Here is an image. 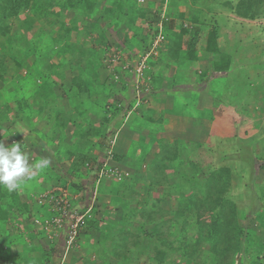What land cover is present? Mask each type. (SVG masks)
Segmentation results:
<instances>
[{
	"label": "rangeland",
	"instance_id": "374dc122",
	"mask_svg": "<svg viewBox=\"0 0 264 264\" xmlns=\"http://www.w3.org/2000/svg\"><path fill=\"white\" fill-rule=\"evenodd\" d=\"M88 1H90L89 5ZM104 1L105 0H101L100 3L103 4ZM119 1L120 0H106L109 6L103 9L98 3V0H83V3L81 2V0H34L33 5L29 9L22 11L18 17L7 19V22L11 24V32L7 36L0 37V51H5L7 53L9 57H7V60L9 61V64H12L13 68L12 72H9L7 75V81H5L4 83L0 82V130H2L5 135L9 136V138L4 139L2 136V132H0L1 139L4 140L5 145H8L10 141H13L12 139H14L15 136H17V138L21 136L20 138L22 140L23 136L27 134L31 138L36 139L34 135L32 136L31 134H28L31 132V130L27 131L26 129H30L31 127L35 126L36 123L38 126L40 125L43 127L44 125H46V122L49 121L50 125L48 127V130H50V133H53L54 136L51 138V140L45 141L47 142V146H49L51 150L50 152L56 153L59 157L63 155L69 157L67 149L64 148L55 150L51 147L55 145V142L58 143L57 138L61 134L59 133V131H66L65 129L68 126L65 115L60 116L61 113L59 112V108H56L55 112L57 113L54 114L51 121L49 118H38L39 120H35L32 119L29 114H27L28 119L24 121L21 119V110H19L16 98L23 96L28 97L30 91L34 90V87L37 86L39 88L40 84L48 83L51 78L49 77L50 75L47 74L53 73V79L55 81H58V83L60 82V72H56L55 69L57 66L55 58L60 51V49L57 47L59 45H66L65 48L68 50V52L72 50L71 45H68V43L66 42H69V40H71V36H73L74 34L71 33L69 34L70 36L68 35L66 38L65 36H61L64 40H62L60 44V38L58 40L56 38H58L57 36H60L59 34H61L62 32H69L70 21H72L75 26L80 27V29L88 26L91 21L102 22L103 20H106V17L111 15V11H117L116 7ZM132 1L135 4L136 2L138 4L140 3L138 7H135V9L143 10L142 12L139 11L141 13H135V15L141 16L142 18L141 21L139 20V25L142 27H149L150 30H152V22L149 19H151L154 14H149L145 11L148 8L149 2H152L153 6H155V3H157L156 6H159L161 0ZM236 1L237 0H205V3L203 5L205 15L204 18H201V20H203L201 22H205V24L202 25V28L204 26L203 30H206L207 32L211 31L214 28V31H216L217 35L216 38L219 48V44L221 43V41L219 43L220 38H222V43L225 44L227 35L231 36V33L233 31L237 32L238 27H240L241 25V22H246V25H250L251 31L255 33H258L256 31L260 30V28H264V16L263 18L253 20L252 22H250V20L248 21L247 19L237 16L234 9L231 6L227 5V3H236ZM131 4V2H128L126 0V6H123L125 8L123 10V13L124 11H126V15L129 13L127 7ZM111 7H113V10ZM76 8L83 9L76 10ZM72 9L77 11L78 17H76V19H74V17L72 18L71 15L69 16V13ZM51 10L52 12H50ZM55 14H58L57 16L60 17L59 22L53 24V20L51 21L52 25L47 24L48 17ZM113 16H115L116 18H120L122 21V12L117 11ZM81 17H83L84 19L81 20ZM180 22L182 24L184 20L181 19ZM186 22L191 26L190 29L192 30L189 34L188 42H192L193 40L198 41L197 38L200 36V31L196 32V25L191 23L189 19ZM235 22L237 25L234 24ZM113 24L114 26L111 28V34L107 39V44H105V47L103 44L100 46L104 48V53H102L101 58H99V54H97L96 56H87L86 58H84L85 56H83V58H81V56H79V58L76 56H71L70 68L73 72H79L83 70L89 71V67H94L95 69L99 67V70L96 69V72H106V76L109 81L112 79L113 74V80H115L114 85H117L120 83L121 75L124 76L123 72H128V70L134 69V67L132 68V65H134V63L136 64L139 59H135L137 62H132L131 60H129V64L127 62H122L124 58L122 54V23L120 22L119 25V27L121 28H118L115 22ZM101 25H97L93 30H89L88 33H94L96 36ZM192 25L194 26L192 27ZM164 31L168 33L169 30L165 29ZM239 32L241 33V31ZM88 33L81 32L79 37L86 36ZM132 33L133 32H131L130 34L127 33L128 38L132 35ZM255 33L249 34V36L254 40H250V37H247V34H236L233 38L236 41L241 42V44H239V49L237 47L238 42L236 43V47L239 52L238 59L236 56L234 60V58L232 59L231 56V63L237 62V66H231V69H228L231 72L223 73V77L226 76L228 79L227 81L232 82L231 88L229 89L228 84L227 86L225 85L226 93L228 89L230 95H227L225 93H223L222 95L221 93L217 95L218 97L221 96L222 100L215 102V115L213 113V116L210 118L200 117L193 119L191 117L192 115L190 114V116H184L185 125L181 129H199L200 132L196 130L197 135H194V133L191 132L190 137L187 138L186 141L191 140V147L194 149H192L191 151L185 150L181 153L180 156L182 157L184 164L188 166V160L193 159L197 160V164L199 165V167L203 166V164L205 163H213L218 164L219 166L223 165L232 167L234 186L230 192L231 196L236 201L239 207L244 235L250 234L260 235L261 237H264V191L259 187V185H261L260 183L264 182V42H261L260 38L258 39L257 36H254ZM141 38L145 39L149 44L148 38H145L143 34ZM118 43L119 45H117ZM198 44L197 46L199 50L200 48H204V45L200 43ZM234 44L235 42L232 45ZM87 45L92 47L93 44ZM95 48H98V45H96ZM106 48L110 49H108L107 51ZM83 49L86 50V45ZM204 49L207 50V47ZM221 51L227 53L225 48H222ZM209 52L214 53L213 51ZM248 53L252 55L254 62L251 59H248L247 61L245 60L246 65L244 66L242 65V59H244L248 55ZM60 54L65 55V52H61ZM235 55L236 54H234V56ZM139 56H142V54H140ZM152 58L153 57H151L150 59ZM13 59L19 60L20 62L24 63V68H15V61ZM58 66H60L59 63ZM125 66H128L132 69H128V67ZM60 68L65 70V67L60 66ZM115 68H119L121 74L112 73L115 72L113 71ZM195 70L196 73L201 77H204V75H209L205 72H197V70L203 71L204 68L202 67H196ZM69 72L71 78V71ZM63 73L64 75H67L66 72ZM216 73L218 72L212 73L213 76H215ZM131 75L133 74L131 73ZM170 76L172 75L170 74ZM209 77L211 78V75H209ZM128 79L132 82L134 81V84H137V82H139V80L137 81L135 75L134 77L129 76ZM63 82L64 81H61L62 84ZM200 83L204 84V81H200ZM29 85H31V89H29ZM204 85V93L210 92V87L208 88V85ZM91 86L94 90H99L97 84L94 83ZM201 87L202 86L195 89V91L198 92L197 94H194V92L193 96H201ZM191 89L193 88L182 86L178 87V90H182L179 92L182 98H189L190 94L185 91H189ZM77 92L79 91L77 90ZM222 92L224 91L222 90ZM136 95L137 99L142 102L143 93H138L137 90ZM116 96L121 97L119 94H116ZM193 96L191 97V99L193 98ZM40 97L44 100H48V98H46L44 94ZM41 98H39V102L42 101ZM49 98V101L54 100L53 94ZM92 100L93 102L97 103L96 97H93ZM12 112L13 117L11 116ZM45 112L47 111L45 110ZM50 112H52V109L45 114H48ZM192 112L193 111H190V113ZM45 114H43L42 116L45 117ZM194 115L196 116L195 111ZM42 116H40V118ZM18 119L19 122H16ZM122 119H124L123 115ZM9 121H11V123ZM14 122H16V124L12 126ZM23 124L25 127L19 128ZM175 124V122H172V127L175 126ZM210 124L212 125L210 126ZM178 128L174 127V132L175 130H178ZM70 129L72 130L71 127L68 128V130ZM184 132H186V130ZM195 138H197V140H195ZM177 139L183 142L185 141L182 137H179ZM174 140H176V135L174 137ZM20 142L21 141H19L18 143ZM27 142H30V145H32V142L33 145L36 144V141H31L30 139H28ZM137 142L138 145L143 146L142 141L139 140ZM173 144L174 141L171 146H173ZM25 145L26 147L28 146L26 142ZM37 148L34 147V153H39L37 151ZM145 152L146 151L143 149L144 157H146ZM30 160H32V156L30 157ZM188 166H184L186 171H188V169L190 168V166ZM142 168L144 169L142 171H145L144 165L142 166ZM125 170L127 171V169ZM140 173L143 174V172ZM144 174L146 175L145 178L143 177V175L138 176V179L135 183L131 182L129 184L127 182H130L131 180V175H128L125 176L126 178H124L122 181H112L108 185L104 186L102 188L103 190H100V193L108 195L112 200V205H109L108 209L105 210L115 212L118 215L122 214L123 216H126L133 211L140 212L142 209L139 206L137 207V204H139L138 200L147 199L141 197L146 196L148 193L145 191V189H147L149 186H152L148 181L149 178H147V171ZM189 178L190 180L195 179L192 175H190ZM196 181L199 183L201 182L200 180ZM26 182L32 183V180ZM47 182V180L43 179L41 181L36 180L34 185L31 188L30 186H28V188H33V191L35 193L37 191V188H39L40 186H46ZM178 182H180V179L173 180L172 182L169 181V183L167 182L168 184L163 183L160 185L158 184L157 186H152L153 189L151 188L150 195H153L154 198L161 197L162 199V195L164 194V192H166L168 194V197L163 198L159 202V205L167 208V210H174L178 206V198L174 196L171 197V195H178L182 198L190 197L186 195V192L180 191L181 187H179ZM28 188L26 185L24 186V190H28ZM187 192L188 194H191L189 191ZM257 209L261 213H255ZM93 211L94 209L92 208L91 213ZM159 212H162V210H159ZM159 212L158 216H160ZM93 214L94 216L97 215L96 210L95 213L93 212ZM128 216V220L132 221V219L130 220ZM169 217L171 224H176L177 228L182 225V223H179L180 221L173 215H170ZM163 219L166 218H161L160 222L163 221ZM202 219L207 223L210 222L208 214H204L202 216ZM157 222L159 224V221ZM121 226L122 223L119 222L117 223V226H113L112 223L108 219H106L102 222V234L98 232L94 234L95 236L93 240L90 237L91 239L87 243L82 241L84 243L83 246H80L77 249L70 250L66 249L65 236L63 232L59 231V234H57L56 236L51 233V231H49L48 237L46 239H48V242H54L55 246L51 251H48L45 254L43 259L46 262L43 264H82V262L86 259L88 261H92V259L94 258L98 261V264H125L122 259L110 258L114 256L113 250L115 246V236L117 234L118 228H120ZM139 226L140 222H134L130 228H138L137 231H139ZM6 228V221L0 220V264H31L30 257L25 254L18 245L14 244L15 241L11 236V233L7 231L4 232ZM107 236L108 238H104ZM111 237L112 239L108 241V239ZM151 242L145 241L142 245L143 247L141 246L139 248H134L133 251H130V254L128 253L130 256L129 263L180 264V262L177 263V261H172L170 257L166 258L161 263H157L155 260H151L149 258V254H151L154 246L156 245L154 242H152L151 244ZM96 244L98 246H96ZM250 245V241H244V246L242 247L243 249L237 259V262L239 261L243 263L247 261L246 259L249 260V258L253 256L249 248ZM110 254L112 256H110ZM262 264H264V261L262 262Z\"/></svg>",
	"mask_w": 264,
	"mask_h": 264
},
{
	"label": "crops",
	"instance_id": "0c3cea01",
	"mask_svg": "<svg viewBox=\"0 0 264 264\" xmlns=\"http://www.w3.org/2000/svg\"><path fill=\"white\" fill-rule=\"evenodd\" d=\"M81 2L83 3V0ZM100 2L101 0H98V3L103 9L109 6L106 0L103 2V4ZM204 3L205 0H161L159 6H156L157 3L154 4L155 6L148 5V8L145 12L157 15L161 20L163 19L165 21L169 18H176V28L172 30L168 29L169 31L166 33V31H164L165 28L163 27L162 22H159L158 24V28L163 31L166 38L162 42L161 48L156 53V56H152V62L149 63L148 71L150 74L149 72H147V74L149 78L151 75L149 81L150 84L148 85V88L145 87L139 91L140 93H143L142 102L137 99L136 83L134 84V81L132 82L128 79L129 76L134 77L133 70L123 72L124 76L121 75L120 83L114 85L113 82V89H111L110 87L112 85H110V82H112V80H108L106 72H96V69L99 70V67L96 69L94 67H89V71L83 70L79 72H73L70 68L71 56H76L78 58L79 56H81V58L85 56L84 58H86L87 56H96L99 54V58H101L102 53H104V48L100 46L103 44L105 47V44H107V39L111 34V28L114 26V22L118 28H121L119 25L120 22L122 23L123 59L126 61L131 60L132 62H137L135 59L143 53V46L146 42L145 39L141 38L142 34L145 36V38H148V33L151 31V33H153L152 39L156 35L154 30H149V27H142L139 25V20L141 21L142 18L141 16L135 15V13H141L143 11L142 9H135L132 8V5H129L127 7L129 13L126 15V11L123 13V10L125 9L124 7L126 6V0H120L116 9L117 11L122 12V21L120 18L113 16L117 12L114 10L111 11L110 16L106 17V20H103L102 22L91 21V23L83 29L75 26L74 23L70 21L69 32H62L59 34L60 36H57V40L60 38V44L61 41L64 40L61 36H65L66 38L69 34H74L71 36V40L66 42L68 45H71L72 50L68 52V50L65 48L66 45H59L57 47L60 49V51L55 58L57 64V66L55 65V69L56 72H60V74H62L60 82L58 83V81H56V84L51 85L40 84L39 88L32 85L34 90L30 91L27 101H25L24 104L29 108V116L32 119H42L44 117L40 118V116L45 114L43 111L45 101L39 102L38 96L45 91L50 92L51 95L53 94L54 100H47L49 107L52 109L54 108V110L59 108V112L62 115H65L68 126L65 129L66 131H59L61 134L57 138L58 143L55 142L54 147H51L55 150L64 148L68 150L69 148L71 152H77V154L81 153L83 155L80 154L78 158L79 160H82L83 162L90 161L89 163L97 161L96 163L98 164V169L97 171H92V168H86L82 165L77 167L72 166L73 161H71L70 158L68 159L62 156L56 157V153L50 152L51 150L45 141L48 140V136L51 135V131L48 130L50 125L49 122H46V125L43 127L40 125L38 126L36 123L35 126L31 127L32 129H26L27 131L31 130V132L28 134H31L32 136L34 135L37 140L26 134L23 136L22 140L20 138L21 136L18 138L15 136L14 139H12L13 141L8 143L9 145L15 141H21L20 143H23L25 146L23 147V150L29 154V157L32 156L30 163L42 157L48 158L51 162L48 169L39 173L35 179L32 180V183L24 182L21 184V187L16 190L17 196L12 206L9 203L3 206V208H5L4 218L7 223V228L4 232L7 231L11 233V236L15 241L14 244L18 245L20 249L30 257L31 264L45 263L46 261L43 259L45 254L48 251H51L55 246L54 242H48V239H46L48 235L44 228L45 224H43V222L45 218L51 215V212L49 211V206L44 207L39 204V198L42 194L49 190L61 188L60 186H63V178H67L66 182L69 181L70 183L71 181H74L80 185V189L73 186L72 183H68L69 185H67V191L73 202L84 207L92 205L93 209L95 208L96 204L101 211L104 209V207H107L108 209L109 205H112V200L108 195L100 193V190H103L102 188L104 186L115 180L109 177H104L103 175H99V168L104 163L118 167L120 166L123 170H129L132 173H130V182L127 181L129 184L131 182L135 183L138 179V176L143 175L145 178L144 173L147 171L148 159L144 160L143 158L152 159L158 154H162L164 145H171L173 141H175V135L176 139L182 137L186 141V139L190 137L191 132H193L194 135H197V131L200 132L199 129H181L185 125V115H192V119L200 117L210 118L213 116V113L215 115V102L222 100L221 96L218 97L217 95L220 93L221 95L223 93L230 95L228 89L231 88L232 82L227 81L228 79L226 76L223 77V73L231 72L228 69H231V66H237V62L230 63L226 70L221 68L220 70H217L216 63L220 61L221 55L218 52L213 51L214 53H212L204 49L206 48V39L199 41L200 44L204 45V48H200L199 50L196 46L195 55H197V57H195L196 59L193 60L190 57L191 53L188 49V46L192 43L191 41L188 42L189 35H184L183 38L178 36L181 27V19L184 20V22H182L184 26H187L188 23L186 21L189 19L191 23L196 25V29H201L199 32L200 36L201 33L204 37L206 36L207 31L203 30L204 26L202 28V25L205 24V22H201L203 21L201 18H204L205 15L203 6ZM89 4L90 1H88V5ZM111 8L113 10V7ZM78 9L82 10L83 8H76V10ZM76 10L72 9L69 13V16L71 15L72 18L74 17V19H76V17H78ZM50 12H52V10ZM181 12H183L182 15H180ZM57 15L58 14L49 16L47 19V24H51V21L53 20V24L58 23L60 17ZM83 19L84 18L81 17V20ZM245 23L246 22H241L237 32L233 31L231 36L227 35L225 44L222 43V38L219 37V43L221 41L219 44V49L221 50L222 48H225L226 52L230 54L234 60L236 56L238 59V49L240 47L239 44H241V42L233 39L235 35L247 34V37H250L249 34L255 33L251 31L250 25H246ZM234 24H236V22ZM97 25H101V27L99 28L98 34H96V36L94 33H88L89 30H93ZM194 25H192V27ZM146 28H148L149 31L146 30ZM263 29V27L260 28V30L256 31L258 33L254 34V36L258 37V39H261V42H264ZM239 31H241V33ZM81 32L88 34L86 36L79 37ZM131 32L133 33L128 38L127 33L130 34ZM250 40L254 39L250 37ZM178 42H181L182 44L180 52L175 50L176 44H178ZM234 42L235 44L232 45ZM236 43L238 49L236 47ZM87 44L93 45L90 47ZM85 45L86 50L83 49ZM96 45H98V48H95ZM117 45H119V43ZM61 52H65V55L60 54ZM234 54L236 55L234 56ZM232 59H230L231 62ZM248 59H251L254 62L252 55L248 53V55L242 59V65L245 66ZM58 63L61 67H65V70H61L60 66H58ZM196 67L204 68L203 71L197 70V72H205L206 74L211 75V78L209 75H204V77L199 76L196 73ZM69 71H71L72 74L71 78ZM63 72H66L67 75H64ZM214 72L218 73L213 76L212 73ZM131 73L133 75H131ZM170 74L172 76H170ZM51 81L54 82V79L52 78ZM61 81H64L63 84ZM200 81H204V84L208 85V88L210 87V92L204 93L205 85L201 84ZM94 83L98 85L99 90H94L92 88L91 85ZM227 84L228 89L226 93L225 85L227 86ZM181 86L193 88L189 91H185L190 94L189 98L181 97L179 92L182 90H178V87ZM200 86H202L201 90L203 91H201V96H193L198 92H196L195 89L199 88ZM30 87L31 85H29V89H31ZM77 90L79 92H77ZM222 90L224 92H222ZM72 94L77 95L74 96ZM116 94H119L121 97L116 96ZM192 96L193 98L191 99ZM93 97H96L97 103L93 102ZM131 97L135 100V102L133 101L132 104L130 102ZM117 100L121 102V106L123 101V105L125 106V108H123L124 110L120 108L113 110L114 112L109 110V113H107L108 109H112L110 108V105ZM119 102L116 104H119ZM190 111L193 112L190 113ZM194 111L196 116L194 115ZM20 115L22 116V120L25 121L28 119L26 110H21ZM45 115L48 116V114ZM122 115L124 116V119H122ZM11 116L13 117V112ZM50 117L51 116H49V118ZM9 122L11 123V121ZM16 122H19V119ZM16 122H14L12 126H14ZM172 122L176 123L173 127ZM211 125L212 124H210V126ZM23 127H25L24 124L19 128ZM69 127H71L72 130H68ZM174 127H179V131L175 130L174 132ZM185 130L186 132H184ZM27 138L31 141H36V144L33 145L32 142V145H30V142H27ZM139 140L142 141L143 146L138 145L137 141ZM195 140H197V138H195ZM187 141L191 143V140ZM25 142L28 144L27 147ZM34 147H38L37 151L39 153L33 152ZM143 149L146 151V157L143 155ZM112 151L122 155L121 159H114L113 155L112 157H109V152ZM142 161L143 165L145 166V171H142L144 169L142 166H139L140 162ZM140 172H143V174ZM41 178L43 180H47L48 182L46 186H40L37 188V191L34 193L33 188H30L34 185L36 180L41 181ZM25 185L27 188L30 186V188H28V190H24ZM0 203L2 204L1 200ZM96 217L99 220L100 218H106V215L104 216V213H97ZM96 233H98V231L93 230L92 233L89 234L92 240L95 236L94 234ZM84 241L86 242V237H84L83 242Z\"/></svg>",
	"mask_w": 264,
	"mask_h": 264
},
{
	"label": "trees",
	"instance_id": "16d2710c",
	"mask_svg": "<svg viewBox=\"0 0 264 264\" xmlns=\"http://www.w3.org/2000/svg\"><path fill=\"white\" fill-rule=\"evenodd\" d=\"M127 1L132 3V8H135L136 6L138 7L139 5L137 2L136 4H133L134 2L132 0ZM33 3L34 0H0V37L7 36L11 32V24L7 22V19L18 17L22 11L29 9L33 5ZM148 5L151 6L153 5V3L149 2ZM227 5L231 6L234 9L237 16L250 21L263 18L264 16V0H237L236 3L231 2L227 3ZM182 13L183 12H181L180 15H182ZM149 20H151L152 22V30H154L156 33H158L159 31V22H162L163 27L166 30H172L176 28V18H169L164 21L163 19L161 20L159 16L154 15ZM190 27L191 26L189 24H187V26L181 24L178 36L180 38H183L184 35H189L192 31ZM199 31L200 29H196V32ZM148 34L149 44L147 43V41H144L145 43L142 50L143 55L148 53L149 49L152 46L153 33ZM216 37V31H214L213 28L211 31L207 32L205 37L201 35L197 38L198 41L193 40L191 45L188 46V49L191 53L190 57L191 59H195V57H197V55H195L196 46L198 43H200L199 41L206 39L207 50H212L218 53L220 52L221 59L216 63V69L220 70L221 68L226 70V68L231 63V55L219 49ZM160 48L161 45L158 47V51ZM181 48L182 44L181 42H178V44H176L175 50L180 52ZM108 49L110 48H106L107 51ZM7 57L8 55L5 51H0L1 83L7 81V75L9 72H12L13 68L12 64H9ZM137 58L141 59V56H138ZM13 60L15 61V68H24V63L16 59ZM122 62L127 61H124L123 59ZM149 62H152V59L148 60V63ZM119 70V68H115L113 70L115 72L112 73L121 74V71ZM47 75H50L49 77L51 79L48 83L44 84L51 85L52 83H57L55 80L54 82L51 81L53 78L52 74ZM111 80H113V74ZM113 82H115V80L110 82V85H112ZM110 88L113 89V85ZM43 94L46 98L51 95L50 92L45 91L41 95H39L38 98H41L40 96H42ZM72 95L76 96L77 94ZM16 100L19 110H26L27 114H29L30 110L24 104V102L27 101V97H17ZM43 101H45L43 111H50L52 108L49 107V103L47 102V100L42 99L41 102ZM133 101L135 102V100L131 97V104ZM118 102L119 100L114 101L110 105V108L112 109L107 108V113H109V110L114 112L113 110L125 108V106L123 105V101L122 106L120 104L121 102H119V104H116ZM55 111L56 109L54 110L53 108L52 112L48 113V116L45 115L44 118L47 119L49 118V116H51L49 119H52V117L56 113ZM60 116H62V114H60ZM53 136L54 134L52 133L50 136H48V140H51ZM20 144L22 145V148L25 147L23 143ZM171 145H164L162 154H158L152 159L143 158L144 160L148 159V181L150 185L157 186L158 184L160 185L167 182L169 183V181L172 182L173 180L180 179V182H178L179 187H181L180 191L186 192V195L190 197L182 198L178 195H171V197L174 196L178 198V206L174 210H167V208L159 205V202L163 198H167L168 194L164 192V194L162 195V199L161 197L154 198L153 195H150L151 188L153 189V187L149 186L147 189H145L148 194L144 197H141L147 199L138 200L139 204H137V207L139 206L142 210L140 212L133 211L132 213L128 214L129 216H123L122 214L118 215L115 212L105 210L107 209V207H104V209L101 211L95 204V208L93 211L94 213L96 210L97 213H104V216H109H106V218H100L98 220V218L93 215V217L88 220L86 225L79 232V245L71 249H77L80 246H83L84 243L82 241L84 237H86L87 243L90 240L89 234H91L93 230H97L101 233L102 222L108 219L113 226H117L118 222L122 223V226L120 228L117 227L118 231L115 236V246L113 250L114 256L110 254V256H112L110 258L122 259L125 264H133L129 263L130 251H133L134 248L141 247L145 241H152L156 244H154L155 246L151 254H149V258L153 261L155 260L157 263H161L163 260L170 257L172 261H177V263L180 262V264H262V262L264 261V237H261L260 235H244L239 207L236 201L231 196L230 191L234 186L232 172L233 168L230 166H219L218 164L213 163H205L203 164V166L199 167V165L197 164V160L189 159L188 164L190 168L188 169V171H186L184 166L188 165L184 164V161L182 160V157L180 155L183 151H191L194 148L191 147V143H189L188 141L183 142L178 139L174 141L173 146ZM52 147H54V145ZM68 153L69 157H66V155H63L62 157L68 159L70 158L71 161H73L72 166L77 167L82 165L83 167H86L90 162H83L82 160H79L78 158L81 153L77 154V152H71L69 148ZM111 154L113 155L114 159L120 160L122 157V155L115 153V151H112ZM55 155L56 157H58L57 154ZM96 162L97 161H94L93 164H95ZM139 166H143V161L140 162ZM190 175H192L195 179L190 180ZM63 179V186H60L62 189L67 190V185H69L70 183L80 189V185L78 183L74 181H71L69 183V181L66 182L67 178ZM196 180H200L201 182L199 183ZM260 184L261 185H259V187L264 191V182H261ZM58 189L60 188H57L56 190ZM49 191H46L45 193H48ZM187 191H189L191 194H188ZM16 196V191L10 193L6 189L0 188V200L2 202V204L0 203V220H5V208H3V206L7 205L8 203L12 206V204H14L15 202ZM39 204L44 207L49 206L48 203ZM159 210H162V212H159ZM49 211L51 212V210ZM158 212L160 216H158ZM255 213L259 214L261 212L257 209ZM204 214L209 215V223L205 222L202 219V216ZM170 215H173L180 221L179 223H182L179 228H177L176 224H171L169 217ZM127 216L130 218V220L132 219V221H129ZM50 218L51 216L49 215L44 219L43 222V224H45L44 228L47 232V235L49 234V231H51V226L48 225L46 220H49ZM161 218L166 219H163V221L160 222ZM157 221H159V224ZM134 222H140L139 231H137L138 228H130ZM51 233H53V231H51ZM104 238H108V236ZM111 239L112 237L109 238L108 241H110ZM244 241H250L251 245L249 248L253 256H251L249 260L246 259L247 261L243 263L239 261L237 262V259L243 249L242 247L244 246ZM96 246L98 245L96 244ZM86 260L83 261L82 264H98V261L95 258L92 259V261Z\"/></svg>",
	"mask_w": 264,
	"mask_h": 264
},
{
	"label": "built area",
	"instance_id": "2783aa9c",
	"mask_svg": "<svg viewBox=\"0 0 264 264\" xmlns=\"http://www.w3.org/2000/svg\"><path fill=\"white\" fill-rule=\"evenodd\" d=\"M165 37L166 36L163 31H161L159 28V32L153 39L150 51L141 56V59L134 66L136 79L137 81L139 80V82L136 81V89L138 92L142 89L141 81H143L145 71L148 67V57L161 45V42L165 39ZM111 153L112 152H109V157H112ZM99 175L112 178L116 181H122L125 176L129 175V172L122 170L118 166L104 163L99 168ZM39 203L49 204L51 218L46 221L48 225L51 226V231H53L54 235L57 236L59 231L64 233L66 249L69 250L79 245V232L93 216L91 213L92 205L89 207H84L82 205L76 204L72 201L68 191L62 188L58 190L53 189L48 193L42 194L39 198Z\"/></svg>",
	"mask_w": 264,
	"mask_h": 264
},
{
	"label": "clouds",
	"instance_id": "9594fccd",
	"mask_svg": "<svg viewBox=\"0 0 264 264\" xmlns=\"http://www.w3.org/2000/svg\"><path fill=\"white\" fill-rule=\"evenodd\" d=\"M153 39H152V43H153ZM157 52H158V48L149 55L148 60H150L152 56L156 55ZM148 60H147L148 67H147V70L145 71V76L143 78V81H141L142 88H145V87L148 88V85L150 84L149 81H150L151 75L149 78L147 74L149 70ZM127 63L129 64L128 61ZM135 65L136 64L134 63V65H132V68ZM132 68L128 67V69H132ZM132 70L134 73L135 72L134 69ZM136 92H137V89H136ZM0 132H2V136L4 139L9 138V136L5 135L2 130H0ZM50 163H51L50 160L45 157H42L30 163L29 154L25 150H23L22 145L20 143L12 142L9 145H5L4 140L0 139V188L6 189L10 193L13 191H16L21 187L22 183L35 179V177L39 173L48 169V167L50 166ZM87 167L92 168V171L94 170L97 171L98 164L88 163ZM129 176H130V172H129Z\"/></svg>",
	"mask_w": 264,
	"mask_h": 264
}]
</instances>
